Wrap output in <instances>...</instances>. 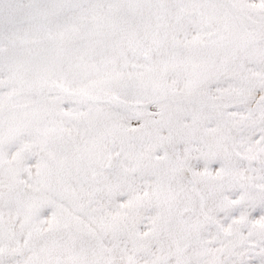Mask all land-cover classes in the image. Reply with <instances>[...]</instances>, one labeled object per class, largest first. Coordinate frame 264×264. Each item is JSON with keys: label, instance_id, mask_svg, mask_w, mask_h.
<instances>
[{"label": "snow or ice", "instance_id": "6c2138e0", "mask_svg": "<svg viewBox=\"0 0 264 264\" xmlns=\"http://www.w3.org/2000/svg\"><path fill=\"white\" fill-rule=\"evenodd\" d=\"M0 264H264V0H0Z\"/></svg>", "mask_w": 264, "mask_h": 264}]
</instances>
